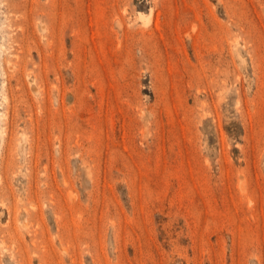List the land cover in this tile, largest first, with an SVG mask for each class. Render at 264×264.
<instances>
[{"label": "rangeland", "instance_id": "obj_1", "mask_svg": "<svg viewBox=\"0 0 264 264\" xmlns=\"http://www.w3.org/2000/svg\"><path fill=\"white\" fill-rule=\"evenodd\" d=\"M0 264H264V0H0Z\"/></svg>", "mask_w": 264, "mask_h": 264}]
</instances>
